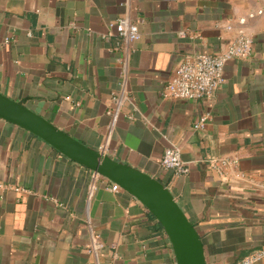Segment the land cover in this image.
<instances>
[{"label": "crops", "instance_id": "crops-1", "mask_svg": "<svg viewBox=\"0 0 264 264\" xmlns=\"http://www.w3.org/2000/svg\"><path fill=\"white\" fill-rule=\"evenodd\" d=\"M121 16L139 26L133 43L108 34ZM240 30L253 53L226 65L214 96H163L185 56L223 52ZM0 91L165 183L207 264L264 243V0H0ZM170 147L189 174L162 167ZM218 158L236 163L221 173ZM0 183V264H177L137 198L1 118Z\"/></svg>", "mask_w": 264, "mask_h": 264}, {"label": "water", "instance_id": "water-1", "mask_svg": "<svg viewBox=\"0 0 264 264\" xmlns=\"http://www.w3.org/2000/svg\"><path fill=\"white\" fill-rule=\"evenodd\" d=\"M0 118L36 135L65 157L137 198L167 235L177 264H207L202 238L171 189L155 176L88 146L38 112L0 91Z\"/></svg>", "mask_w": 264, "mask_h": 264}, {"label": "built area", "instance_id": "built-area-1", "mask_svg": "<svg viewBox=\"0 0 264 264\" xmlns=\"http://www.w3.org/2000/svg\"><path fill=\"white\" fill-rule=\"evenodd\" d=\"M258 14H262V11H259ZM255 15L252 12L248 15V18H254ZM246 21V17L239 19L241 25H244ZM108 34L110 36L118 35L128 43H133L141 35L139 26L127 16H121L111 21ZM253 47V37L244 30H240L238 36L229 42L228 47L223 52L215 54L198 53L185 56L164 88L163 96L167 99L176 100H197L214 96L217 90L226 82V65L233 60L250 58ZM107 114L116 116L117 112L109 110ZM208 120L209 116H202L195 128L204 129ZM209 163L211 167L223 173L227 167L235 164L236 161L218 158L210 159ZM161 165L166 170H172L176 175H187L190 172V166L182 158L181 150L175 147L165 150ZM0 187H2L1 183ZM112 189L120 190L122 188L113 183ZM90 247L91 251H97L102 248V244L96 237H93ZM261 261H264V243L259 248L252 250L237 264H257Z\"/></svg>", "mask_w": 264, "mask_h": 264}]
</instances>
